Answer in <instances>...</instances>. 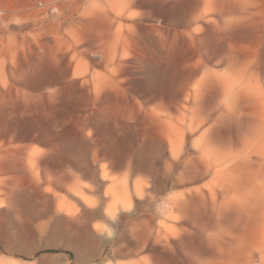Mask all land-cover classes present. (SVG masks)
<instances>
[{"label":"rangeland","instance_id":"obj_1","mask_svg":"<svg viewBox=\"0 0 264 264\" xmlns=\"http://www.w3.org/2000/svg\"><path fill=\"white\" fill-rule=\"evenodd\" d=\"M0 6V264H264V0Z\"/></svg>","mask_w":264,"mask_h":264},{"label":"bare ground","instance_id":"obj_2","mask_svg":"<svg viewBox=\"0 0 264 264\" xmlns=\"http://www.w3.org/2000/svg\"><path fill=\"white\" fill-rule=\"evenodd\" d=\"M200 15H201V13H199L198 14V16H197V18L199 17L200 18ZM146 71H147V74H146V76H147V78L150 80V81H152L153 79H154V74H155V72H156V68L154 67V66H147L146 67ZM181 86V89L182 90H184V89H186L187 88V86H188V84H187V82L186 81H184V82H182V84L180 85ZM113 88V87H112ZM185 93L187 94L188 93V91H185ZM153 117V118H152ZM150 119H151V122H152V124L153 125H155V126H157L160 130L161 129H163L164 128V125H171V123H169L168 121H167V119H165L164 117H162L160 114H158V113H154L153 114V116H152ZM171 122V121H170ZM173 124V123H172ZM174 125V124H173ZM178 128V127H177ZM168 139H169V143L171 144L172 143V141H175V140H172L171 139V137H168ZM168 143V144H169ZM170 144H169V146H170ZM173 144V143H172ZM171 144V145H172ZM170 148H172V146L170 147ZM173 148H174V146H173ZM172 148V149H173ZM173 152H175L174 150H173ZM174 154V153H173ZM196 169V168H195ZM187 171V170H186ZM195 172V171H194ZM194 172H193V176H194ZM190 177H192V176H190ZM192 179V178H191ZM187 180V181H189V182H191L192 180ZM193 182V181H192Z\"/></svg>","mask_w":264,"mask_h":264},{"label":"built area","instance_id":"obj_3","mask_svg":"<svg viewBox=\"0 0 264 264\" xmlns=\"http://www.w3.org/2000/svg\"><path fill=\"white\" fill-rule=\"evenodd\" d=\"M3 13H4V9L2 6H0V16L3 15Z\"/></svg>","mask_w":264,"mask_h":264}]
</instances>
